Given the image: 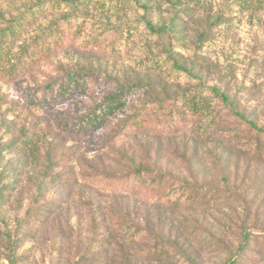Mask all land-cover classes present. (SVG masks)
I'll return each mask as SVG.
<instances>
[{"label":"rangeland","instance_id":"rangeland-1","mask_svg":"<svg viewBox=\"0 0 264 264\" xmlns=\"http://www.w3.org/2000/svg\"><path fill=\"white\" fill-rule=\"evenodd\" d=\"M43 8L26 40L59 24L62 45L0 73V264H223L245 236L236 264H264V143L237 116L264 132V0H0V31ZM199 86L230 104L170 129Z\"/></svg>","mask_w":264,"mask_h":264},{"label":"trees","instance_id":"trees-1","mask_svg":"<svg viewBox=\"0 0 264 264\" xmlns=\"http://www.w3.org/2000/svg\"><path fill=\"white\" fill-rule=\"evenodd\" d=\"M46 8L41 10H29L22 14L19 18L9 22V24L0 31V73L4 76L6 80L15 79L18 75L22 74L24 71L34 67L41 58L51 51H55L59 46L62 45L64 40V32L62 31L59 24H54L34 34L29 40H26V36L29 31L32 30V25L37 21V17L44 14ZM14 49H18L14 51ZM183 69L177 68V71H182ZM55 86L50 85V90L53 94ZM72 89L69 85L62 84L59 89L54 92L55 96L64 97L71 96ZM122 91H117V94H112L107 96L106 102H104L99 107H96L85 119L79 124L78 134H84L87 136L103 127L110 116H112L117 108L123 105ZM190 94V95H189ZM221 99L224 102H228V96L221 92L218 88H206L199 86L198 88H191L190 90H185L181 95H177L171 106L176 113L175 116L179 118L175 124L170 123V129H178V126L184 121V118L178 114H182L184 117L189 116L190 118L197 119L199 113L204 110H209L212 107L213 100ZM56 99L50 100V108ZM229 103V102H228ZM230 104V103H229ZM244 123L255 131V137L257 145L264 143V132L257 128V125L253 121H249L242 115H238ZM216 119V117H215ZM143 117L138 113L134 116V120L131 122V127L134 130L139 129V126L143 124ZM215 124V123H214ZM215 126V125H214ZM141 128V127H140ZM213 128V124L209 127L200 129L201 136H208L210 133L208 130ZM241 128L239 127L238 130ZM203 130V131H202ZM150 169L147 167H139L137 169V174L144 175L149 174ZM247 240L249 236L244 237V242L239 245L237 251V257H230L223 264H236L237 258L245 250L247 246Z\"/></svg>","mask_w":264,"mask_h":264}]
</instances>
